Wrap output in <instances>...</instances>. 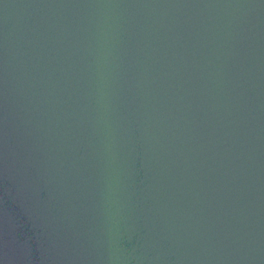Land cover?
<instances>
[{
    "label": "water",
    "instance_id": "1",
    "mask_svg": "<svg viewBox=\"0 0 264 264\" xmlns=\"http://www.w3.org/2000/svg\"><path fill=\"white\" fill-rule=\"evenodd\" d=\"M0 264H264V0H0Z\"/></svg>",
    "mask_w": 264,
    "mask_h": 264
}]
</instances>
